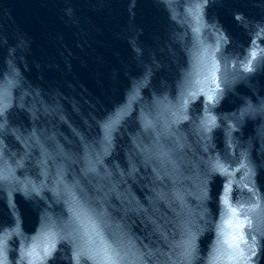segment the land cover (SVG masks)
I'll return each mask as SVG.
<instances>
[{
    "label": "water",
    "instance_id": "95a60500",
    "mask_svg": "<svg viewBox=\"0 0 264 264\" xmlns=\"http://www.w3.org/2000/svg\"><path fill=\"white\" fill-rule=\"evenodd\" d=\"M255 105L264 150V0H242Z\"/></svg>",
    "mask_w": 264,
    "mask_h": 264
},
{
    "label": "snow or ice",
    "instance_id": "6c2138e0",
    "mask_svg": "<svg viewBox=\"0 0 264 264\" xmlns=\"http://www.w3.org/2000/svg\"><path fill=\"white\" fill-rule=\"evenodd\" d=\"M209 99L211 100L212 98L210 97ZM226 226L228 231L223 244L226 245L227 250L232 254L230 259H235V253L240 249L241 244L245 242L242 235L244 225L240 222V213L236 209H229ZM91 242L99 243L103 246L101 254L94 258V264H116L103 240L97 241L95 238H92ZM46 251L47 249H45V253ZM29 254L31 255V253Z\"/></svg>",
    "mask_w": 264,
    "mask_h": 264
}]
</instances>
